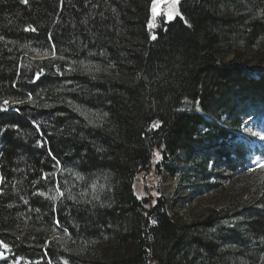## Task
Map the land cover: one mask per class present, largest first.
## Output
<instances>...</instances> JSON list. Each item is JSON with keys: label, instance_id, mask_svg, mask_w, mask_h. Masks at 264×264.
I'll list each match as a JSON object with an SVG mask.
<instances>
[{"label": "trees", "instance_id": "obj_1", "mask_svg": "<svg viewBox=\"0 0 264 264\" xmlns=\"http://www.w3.org/2000/svg\"><path fill=\"white\" fill-rule=\"evenodd\" d=\"M153 3L0 0V264H264V168L237 140L264 118V0H181L156 30ZM210 163L245 181L241 225L194 232L148 178Z\"/></svg>", "mask_w": 264, "mask_h": 264}, {"label": "rangeland", "instance_id": "obj_2", "mask_svg": "<svg viewBox=\"0 0 264 264\" xmlns=\"http://www.w3.org/2000/svg\"><path fill=\"white\" fill-rule=\"evenodd\" d=\"M179 0V4H180ZM179 4L174 5L173 0H162L158 10L154 13L151 8L150 28L156 30L161 18H165L167 23L174 21L177 17ZM169 13L174 16V19H169ZM254 67H260L258 62L252 64ZM260 68L264 69V65ZM181 111L195 113L199 112L197 103L191 101L189 98L183 100ZM238 134V141L243 142L249 148L246 154L248 164L245 168H251L250 176L255 175L257 168H264L257 164V158H264V147H261L260 141L255 144L249 141L255 138L251 133L243 131ZM252 131H260L259 128H253ZM243 135H247V140L242 139ZM160 160V159H159ZM159 160H156L157 162ZM214 160V159H213ZM203 167V166H202ZM200 164H195L191 167L186 166V176L172 178L168 174H163L161 177L151 176L148 178L150 185L155 189L152 194L155 196H162L169 200L167 206L170 216L181 226H191L195 228L192 231H203L202 228L208 227V221H214L217 225L227 226L228 228L234 225H241V219H231L233 214V206L242 200L245 192V181L235 179L234 182L226 180L225 177L229 175L221 165H208L207 173H199L198 170L202 168ZM204 168V167H203ZM241 171V170H240ZM102 191V185L96 183L93 188V193L99 195ZM234 203V205H233ZM9 247L5 249L3 245L0 247V260L10 257ZM63 260L62 264H65ZM13 264H27L23 260H19ZM67 264L68 261H67Z\"/></svg>", "mask_w": 264, "mask_h": 264}, {"label": "snow or ice", "instance_id": "obj_3", "mask_svg": "<svg viewBox=\"0 0 264 264\" xmlns=\"http://www.w3.org/2000/svg\"><path fill=\"white\" fill-rule=\"evenodd\" d=\"M23 3L27 4L28 0H22ZM162 3V0H154V3L152 5V10L155 13L158 10V7L160 6V4ZM61 4H63V0H61ZM173 4L174 5H178L179 4V0H173ZM177 15H182V13H178ZM175 17L172 16L171 13H169V19H174ZM185 23H187V21H185ZM190 27V25H189ZM31 31H35V29H30ZM157 37L155 35L152 36V39H156ZM49 40H51V37H49ZM54 48V45H53ZM57 71L59 72V69H57ZM43 69H41L39 72L34 74V77L32 79V83H35L36 80H39L40 76L43 75ZM62 74V73H60ZM13 87H15V84H13ZM29 95V99H31V93L28 94ZM9 101L8 100H4L3 104L4 105H8ZM19 103H23V101H19ZM7 108L4 107H0V111H7ZM13 111H19L18 108L13 107L12 108ZM247 119L246 120H242L241 123L243 124L244 128L243 131H245L246 133H251V136L254 137L255 139L252 141H249V143L251 144H255L256 141H260V142H264V118L261 117H254L251 113H246ZM158 124L154 125V127H157ZM13 127H18V126H13ZM253 128H259L260 131H252ZM6 130V129H4ZM244 140H247V135H243L241 137ZM40 143V142H38ZM40 146H43V144H40ZM261 147H264V143H261ZM51 155V153H49ZM0 155H2V153H0ZM157 156H159V153H157ZM257 164L261 167H264V158L258 157L257 158ZM58 163V161L56 162ZM55 166V165H54ZM0 179H2V177H0ZM44 179H47V176L44 177ZM55 225L57 227L60 226V221L58 218L55 219L54 221ZM153 224L156 223V221H152ZM2 243V242H0ZM3 247L5 249H7V244H3ZM2 255V254H0ZM65 264H67V261H65Z\"/></svg>", "mask_w": 264, "mask_h": 264}]
</instances>
